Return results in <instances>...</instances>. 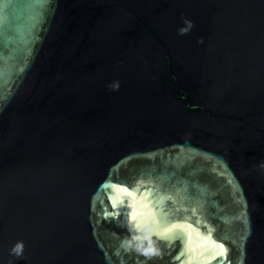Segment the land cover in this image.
<instances>
[{"label": "water", "instance_id": "1", "mask_svg": "<svg viewBox=\"0 0 264 264\" xmlns=\"http://www.w3.org/2000/svg\"><path fill=\"white\" fill-rule=\"evenodd\" d=\"M0 264H264V0H0Z\"/></svg>", "mask_w": 264, "mask_h": 264}, {"label": "snow or ice", "instance_id": "2", "mask_svg": "<svg viewBox=\"0 0 264 264\" xmlns=\"http://www.w3.org/2000/svg\"><path fill=\"white\" fill-rule=\"evenodd\" d=\"M37 3H38V4H39V3H43V0H37ZM146 198H147V197H146ZM118 199H119V202H120L121 204H124V203H125L124 198H123V195H122L121 197H118ZM136 227H139V225L137 224Z\"/></svg>", "mask_w": 264, "mask_h": 264}]
</instances>
